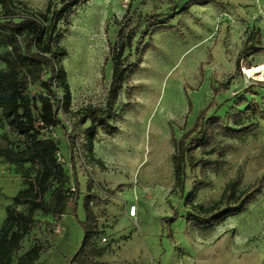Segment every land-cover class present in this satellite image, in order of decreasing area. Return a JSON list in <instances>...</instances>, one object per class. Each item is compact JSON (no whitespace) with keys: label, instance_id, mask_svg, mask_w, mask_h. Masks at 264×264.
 Returning <instances> with one entry per match:
<instances>
[{"label":"rangeland","instance_id":"1","mask_svg":"<svg viewBox=\"0 0 264 264\" xmlns=\"http://www.w3.org/2000/svg\"><path fill=\"white\" fill-rule=\"evenodd\" d=\"M49 1L16 0V19L28 11L44 12ZM186 2L91 0L77 9L61 43L67 49L62 64L71 89V108L60 111L62 126L41 131L60 143L59 159L69 177L73 201L61 217L36 213L34 231L25 239L22 251L14 254V263L34 238L46 246L35 264L71 261L83 241V204L92 181V192L100 198L94 204L99 234L75 264H264V0H214L184 13ZM129 9L130 15L172 17L175 28L153 36V47L143 55L139 71L119 96L115 109H124V113L117 121L118 130L112 136L102 133L95 144V156L103 165L79 156L73 170L67 133L74 130L82 110L105 107L112 76L111 50L118 22ZM3 17L0 6V20ZM252 31L258 33L252 42L257 51L241 55ZM127 55L130 61L136 60L135 49ZM238 59L240 75L236 72ZM48 77L46 73L44 80ZM227 81V89L215 96L214 90ZM44 93L40 82L30 86L32 98ZM207 108L206 117L227 118L237 112L245 124L256 120V125L239 136L217 134L208 148H215L216 154L198 151L202 164L195 170L187 167L182 197L171 193L175 182L173 137L180 139ZM41 124L38 121L37 127ZM90 127L88 122L79 129V143ZM27 143L0 113V147L19 152ZM203 164L213 165L208 166L206 185L194 202L205 207L216 203L237 175L240 190L263 177L260 191L245 210L209 231L198 230L185 219L190 210L186 198L204 179ZM37 170L31 163L17 165L0 157V229L12 198L28 186ZM130 205L137 207L135 219L128 217Z\"/></svg>","mask_w":264,"mask_h":264},{"label":"trees","instance_id":"2","mask_svg":"<svg viewBox=\"0 0 264 264\" xmlns=\"http://www.w3.org/2000/svg\"><path fill=\"white\" fill-rule=\"evenodd\" d=\"M89 2L91 0H50L44 12L28 11V14L16 19V0H0L4 16L0 20V113L12 130L28 140L26 148L19 152L0 147V157L12 164L31 163L38 168L33 180L12 198V205L6 209V219L0 229V264H35L46 250L44 243L37 238H34L33 244L16 263L13 262V256L22 251L25 239L33 233L36 213L40 211L45 215L61 217L66 215L67 208L73 201L72 192L68 188L69 177L59 159L60 143L52 137H44L41 131L62 126L60 111H70L72 94L67 72L62 64L67 56V49L61 43L72 25V17L77 9ZM212 3L214 0H187L182 11L187 13L193 6H207ZM171 18L156 13L136 16L134 12L130 15L129 9L123 20L118 22L119 31L111 50L112 76L105 107L88 106L82 110L78 114L74 130L67 133L73 170L76 169L79 156H84L96 165H103L95 156V144L102 133L112 136L118 130L117 121L124 113V109L120 112L115 109L119 96L129 79L139 71L143 55L153 47V36L175 28L171 25ZM257 35L256 31L249 34L241 55L257 51L252 43ZM134 49L136 60L130 61L127 52ZM239 60L236 64L238 75L241 74ZM46 73H49V77L44 80ZM37 82L41 83L45 93L35 99L30 96L29 91L30 86ZM228 84V81L220 84V88L214 90L215 96L220 89H227ZM130 94L128 93V97ZM207 110L208 108L200 111L193 127L180 139L173 137L172 163L175 182L171 193L178 192L182 197L185 192L187 167L195 170L202 164V160L196 156L198 151L209 155L216 154L215 148H208L217 134L239 136L256 125V120L245 124V118L237 112L227 118L216 114L206 117ZM38 121L42 123L39 127ZM88 122L91 127L83 132L82 142L79 143L78 131ZM210 165L213 164L201 166L204 179L185 202L190 208L185 216L187 223L201 231L212 230L228 217L243 212L260 191L263 181L261 176L253 184L240 190V176L237 175L227 183L221 198L213 205L205 207L196 204L194 199L206 185L205 172ZM74 191L78 199V183ZM99 200L92 192L91 181L83 204V241L68 264H75L79 256L85 255L99 234L98 217L94 210V204ZM22 205L26 206L25 210L19 209ZM73 206L75 209L76 201Z\"/></svg>","mask_w":264,"mask_h":264},{"label":"built area","instance_id":"3","mask_svg":"<svg viewBox=\"0 0 264 264\" xmlns=\"http://www.w3.org/2000/svg\"><path fill=\"white\" fill-rule=\"evenodd\" d=\"M137 212H138V210H137V207L135 205H130L128 207L127 213H128V217H130L131 219H135L137 217ZM104 240H106V239H104Z\"/></svg>","mask_w":264,"mask_h":264}]
</instances>
